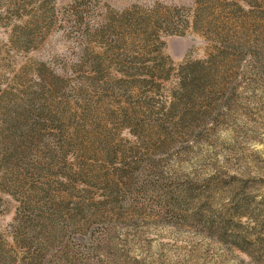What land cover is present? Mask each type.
Instances as JSON below:
<instances>
[{
  "label": "rangeland",
  "instance_id": "1",
  "mask_svg": "<svg viewBox=\"0 0 264 264\" xmlns=\"http://www.w3.org/2000/svg\"><path fill=\"white\" fill-rule=\"evenodd\" d=\"M0 264H264V0H0Z\"/></svg>",
  "mask_w": 264,
  "mask_h": 264
}]
</instances>
